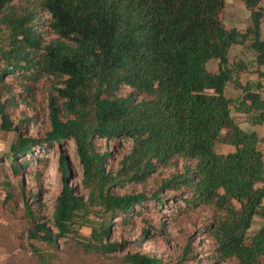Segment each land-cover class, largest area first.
Returning <instances> with one entry per match:
<instances>
[{"label": "trees", "instance_id": "16d2710c", "mask_svg": "<svg viewBox=\"0 0 264 264\" xmlns=\"http://www.w3.org/2000/svg\"><path fill=\"white\" fill-rule=\"evenodd\" d=\"M240 1L251 20L243 33L224 28L226 0H0V34L6 31L0 86L13 76L26 93L46 79L55 95L48 102L50 130L43 139L18 133L9 158L16 163L35 149L48 153L73 141L87 191L86 200L76 195L60 155L63 184L52 223L33 219L29 241L55 245L74 232L75 219L98 208L104 218L88 221L90 238L80 244L113 253L120 245L107 241L111 218L127 224L149 201L154 208L182 202L185 211L212 214L202 229L213 246L206 257L211 264H264V228L248 237L253 220L264 218V154L256 133L243 131L232 117L233 108L255 110V123L263 122L264 105L256 93L260 86H241V66L227 60L233 46L249 41L256 64L264 66V4ZM214 60L217 73L208 70ZM228 83L242 91L240 99L226 97ZM0 118L2 130L17 129L3 104ZM97 141L130 144L115 170L107 169L111 154L99 151ZM218 145L230 150L220 153ZM169 169L174 171L150 197L113 191L143 185ZM162 190L173 195L166 198ZM25 211L32 216L28 205ZM125 261L161 264L137 254Z\"/></svg>", "mask_w": 264, "mask_h": 264}, {"label": "rangeland", "instance_id": "374dc122", "mask_svg": "<svg viewBox=\"0 0 264 264\" xmlns=\"http://www.w3.org/2000/svg\"><path fill=\"white\" fill-rule=\"evenodd\" d=\"M226 2L233 3L232 0ZM40 15L42 19H47L43 13L40 12ZM46 39L50 37L46 36ZM5 42L6 31L3 30L0 45ZM3 66L0 60V67ZM4 85V88L0 86V104L5 106L8 120L17 129L10 132L2 130L0 118V264H127L125 257L134 254L157 258L161 264H211L206 257L213 246L202 229L203 222L212 214L206 209L185 211L182 202L154 208L153 202L149 201V208L140 211L127 224L121 222V217L111 218V235L107 241L120 245L113 253L90 252L80 244V241L90 238L88 221L103 220L104 215L98 208H89L83 218L75 219L74 232L56 240L55 245L29 241L28 231L33 219L37 218L47 227L52 223V214L63 184L60 155L67 160L71 174L68 181L76 195L86 200L87 191L81 184L82 168L73 141L64 142L62 147L54 146L48 153L41 148L35 149L31 156L20 158L16 163L9 158V148L16 141L18 133L43 139L50 130L48 102L54 93L46 79L26 93H23L20 81L13 76H7ZM20 93L21 98L17 97ZM13 96L16 98L13 99ZM96 146L101 152H110L108 170H115L122 155L130 148L125 141H97ZM229 150V147L217 146L220 153ZM13 166L19 168L17 173ZM173 171L159 170L143 185H128L113 191L118 194L144 193L150 197L160 190L161 181ZM162 192L166 198L173 195L170 190ZM27 205L32 212L31 217L25 211ZM261 228H264V219L257 217L252 222L248 237L251 238ZM37 253L43 255L45 263L39 260ZM221 264L236 262L232 260Z\"/></svg>", "mask_w": 264, "mask_h": 264}, {"label": "crops", "instance_id": "0c3cea01", "mask_svg": "<svg viewBox=\"0 0 264 264\" xmlns=\"http://www.w3.org/2000/svg\"><path fill=\"white\" fill-rule=\"evenodd\" d=\"M233 3L225 2L224 10L220 20L226 30H236L238 32H245L250 24V11L245 4L240 0H232ZM264 3V0H261ZM260 33L264 37V19L260 24ZM228 65H239L241 70L238 72V81L241 86L250 87L252 90L257 88L256 93L260 96L261 102L264 105V66L256 64V54L251 48L249 41L233 46L227 54ZM209 65L211 68H209ZM218 61L214 60L208 64V70L211 73L218 72ZM225 95L231 100H238L242 97V91L236 89L233 84L228 83L225 88ZM260 111L253 110L249 114L232 109V117L237 125L246 132H255L259 141L260 149L264 154V121L255 123L256 117ZM264 207V200L262 203ZM263 218V217H259ZM264 219V218H263Z\"/></svg>", "mask_w": 264, "mask_h": 264}]
</instances>
